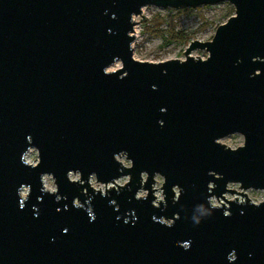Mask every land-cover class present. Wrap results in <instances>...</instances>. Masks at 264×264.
I'll return each instance as SVG.
<instances>
[{"label":"water","instance_id":"water-1","mask_svg":"<svg viewBox=\"0 0 264 264\" xmlns=\"http://www.w3.org/2000/svg\"><path fill=\"white\" fill-rule=\"evenodd\" d=\"M224 1L184 59L134 58L144 6ZM247 189L264 190V0H0V264H264Z\"/></svg>","mask_w":264,"mask_h":264},{"label":"rangeland","instance_id":"rangeland-1","mask_svg":"<svg viewBox=\"0 0 264 264\" xmlns=\"http://www.w3.org/2000/svg\"><path fill=\"white\" fill-rule=\"evenodd\" d=\"M233 13V5L226 1L200 5L195 8L180 9L146 5L142 8L144 21H140V19H142L141 15L133 18L135 22L134 32H132L134 40L131 43L133 56L135 59L150 62L174 58L184 59L183 51L191 40H211L216 27L225 22ZM185 36L189 37L187 41L183 42L179 39V37L183 38ZM191 55L196 58H206L207 52L204 49H196L191 52ZM119 65L120 62L118 61L111 69H116ZM243 140L241 134L235 133L219 141L230 148H236L243 144ZM25 158L27 162L35 164L38 160L37 151L34 148L30 149L26 153ZM118 159L124 165H130V162L125 156L118 157ZM70 177L72 179L78 178V174H71ZM127 180L128 177H122L116 182L122 185L126 183ZM162 182L163 178L156 175L153 188L156 189L154 190V195L158 200L163 199L162 190L160 188ZM90 185L96 189H105V185L97 182L93 176L90 178ZM44 186L49 190L55 189L54 181L51 176H44ZM108 186H111V184ZM228 187L237 191H242L238 184H229ZM244 192L252 202L258 203L264 200V190L247 189L244 190ZM21 193L25 196L27 193L26 189H23ZM138 195L145 196L146 191L140 190ZM225 197L230 200L235 197L239 200H243V197L238 194L226 193ZM212 202L213 204H219V201L215 198L212 199Z\"/></svg>","mask_w":264,"mask_h":264},{"label":"trees","instance_id":"trees-1","mask_svg":"<svg viewBox=\"0 0 264 264\" xmlns=\"http://www.w3.org/2000/svg\"><path fill=\"white\" fill-rule=\"evenodd\" d=\"M176 34H178V33H176ZM176 34H175V36H176ZM179 39H181V41L185 42V41H187V39H189V37L188 36H185L183 38L182 37H179Z\"/></svg>","mask_w":264,"mask_h":264},{"label":"bare ground","instance_id":"bare-ground-1","mask_svg":"<svg viewBox=\"0 0 264 264\" xmlns=\"http://www.w3.org/2000/svg\"><path fill=\"white\" fill-rule=\"evenodd\" d=\"M25 160H26V158H25ZM43 183H44V178H43ZM21 195L23 196V194L21 193ZM158 200V199H157ZM160 200V199H159Z\"/></svg>","mask_w":264,"mask_h":264}]
</instances>
